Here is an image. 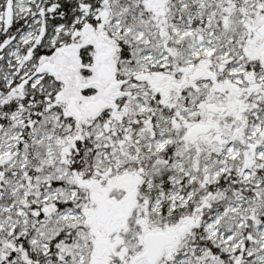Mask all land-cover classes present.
I'll list each match as a JSON object with an SVG mask.
<instances>
[{"label":"snow or ice","instance_id":"6c2138e0","mask_svg":"<svg viewBox=\"0 0 264 264\" xmlns=\"http://www.w3.org/2000/svg\"><path fill=\"white\" fill-rule=\"evenodd\" d=\"M0 264H264V0H0Z\"/></svg>","mask_w":264,"mask_h":264}]
</instances>
